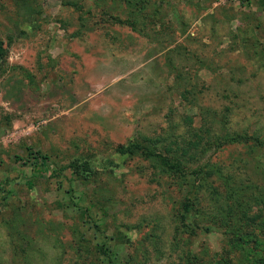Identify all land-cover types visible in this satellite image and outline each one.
Wrapping results in <instances>:
<instances>
[{
	"label": "rangeland",
	"instance_id": "rangeland-1",
	"mask_svg": "<svg viewBox=\"0 0 264 264\" xmlns=\"http://www.w3.org/2000/svg\"><path fill=\"white\" fill-rule=\"evenodd\" d=\"M0 39V264H264L263 0H0Z\"/></svg>",
	"mask_w": 264,
	"mask_h": 264
},
{
	"label": "trees",
	"instance_id": "trees-1",
	"mask_svg": "<svg viewBox=\"0 0 264 264\" xmlns=\"http://www.w3.org/2000/svg\"><path fill=\"white\" fill-rule=\"evenodd\" d=\"M263 2H264V0H263ZM7 54H8V50L6 48L5 42L2 39H0V72L2 71V68H3V65L5 63ZM135 147L136 146L134 144H130V145H126V146L121 145V146H119V151L121 153H135V151L137 149ZM188 149H190V147H185V151H187ZM161 157L162 156L160 155V158ZM167 161L163 160V163L165 165H169ZM192 211H193V203L190 200H187V202L183 206V211L181 214V221H182V224L184 225V227L189 228L188 219H189V215L192 213Z\"/></svg>",
	"mask_w": 264,
	"mask_h": 264
},
{
	"label": "built area",
	"instance_id": "built-area-1",
	"mask_svg": "<svg viewBox=\"0 0 264 264\" xmlns=\"http://www.w3.org/2000/svg\"><path fill=\"white\" fill-rule=\"evenodd\" d=\"M224 1H229V0H224Z\"/></svg>",
	"mask_w": 264,
	"mask_h": 264
}]
</instances>
